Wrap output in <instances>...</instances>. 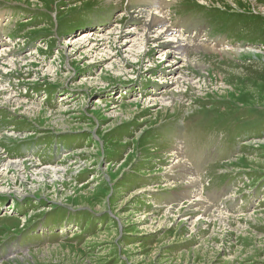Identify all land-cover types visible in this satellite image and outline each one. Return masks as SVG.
Returning a JSON list of instances; mask_svg holds the SVG:
<instances>
[{
	"label": "rangeland",
	"instance_id": "obj_1",
	"mask_svg": "<svg viewBox=\"0 0 264 264\" xmlns=\"http://www.w3.org/2000/svg\"><path fill=\"white\" fill-rule=\"evenodd\" d=\"M0 28V89L42 111L0 101V171L35 165L0 177V264H264V0H0ZM193 201L237 223L164 216Z\"/></svg>",
	"mask_w": 264,
	"mask_h": 264
},
{
	"label": "bare ground",
	"instance_id": "obj_2",
	"mask_svg": "<svg viewBox=\"0 0 264 264\" xmlns=\"http://www.w3.org/2000/svg\"><path fill=\"white\" fill-rule=\"evenodd\" d=\"M156 2V1H155ZM152 4V3H151ZM166 4V3H165ZM163 9V8H162ZM160 10V9H159ZM144 11V10H143ZM145 12V11H144ZM161 12V11H160ZM142 14V13H141ZM148 14V13H147ZM148 16V15H147ZM144 21V20H143ZM144 24V23H143ZM151 24H153V23H151ZM146 25V24H145ZM153 27V26H152ZM147 28V27H146ZM160 28V27H159ZM149 29V28H148ZM157 29H158V27H157ZM172 29V28H171ZM143 30V29H142ZM150 30V29H149ZM148 30V31H149ZM164 31V32H163ZM163 31H156V33H153V31L151 30V31H149L148 33H149V35H146V34H144L142 37H140V39H138V37L136 36H134V38L132 37L131 39H127V40H129V41H126V45H124L123 46V48L125 49V48H128L127 49V51H129V53L131 54H133V55H136L139 51H140V49H142V48H151V45L150 46H148L149 45V43L148 42H151L152 44H155V45H157L155 42L157 41V38H159V39H168L167 40V44H169V45H172V44H176V43H178V42H176L177 41V39L175 38V36L173 35V36H171L172 34H171V31L168 29V30H165V28L163 29ZM178 33H180V32H178ZM176 34V33H175ZM152 35H154V36H152ZM183 35V34H182ZM93 36V35H92ZM177 37H180V36H177ZM116 39V38H115ZM88 40V42L90 43V42H92V41H90L89 39H87ZM126 40V39H125ZM188 40V39H187ZM190 40V39H189ZM192 40V39H191ZM94 41V40H93ZM104 42V41H103ZM184 42V41H183ZM185 42H186V40H185ZM208 42V41H207ZM159 43V42H158ZM187 43H189V42H187ZM194 43V42H193ZM104 44V43H103ZM190 44V43H189ZM93 45V44H92ZM98 45V44H97ZM109 45V44H108ZM219 45V44H218ZM144 46H146V47H144ZM167 46V45H166ZM180 46V45H179ZM183 46H184V44H183ZM96 47V46H95ZM109 47V46H108ZM156 47H159V45H157ZM203 47V46H202ZM100 48V47H99ZM106 48V47H105ZM172 49V48H171ZM203 49H205V48H203ZM210 50V49H209ZM187 53V52H186ZM121 54V53H120ZM129 54V55H130ZM126 55V54H125ZM145 55H148L147 53H145ZM226 55H228V57H240V55H242V54H237V53H226ZM105 56H108V55H105ZM122 57V56H121ZM131 57V56H130ZM134 57V56H133ZM187 57V56H186ZM126 58V57H125ZM140 58H141V55L140 56H138L137 57V60H140ZM223 58L225 59V57L223 56ZM108 59H112V58H108ZM134 59H136V58H134ZM176 60V59H175ZM119 62V61H118ZM113 66V65H112ZM112 66H111V68H112ZM171 66V65H170ZM174 66V65H173ZM172 66V67H173ZM158 67V66H157ZM168 67V66H167ZM160 68V67H159ZM122 72V71H121ZM124 72V71H123ZM174 85V84H173ZM4 87V86H3ZM2 88V87H1ZM3 89V88H2ZM174 90V89H173ZM176 90V89H175ZM177 93V92H176ZM176 93H174V92H170V94L168 95V97L166 98V99H161L160 100V102L162 103V105H163V107L164 108H162V110L163 111H165V110H167L166 108H168L170 105H174L175 104V102L177 101V98H176V96H177V94ZM10 96V95H9ZM165 96H163V98H164ZM0 101L2 102V101H4L5 102V104H7V105H10V106H12V107H15V108H17V107H19V108H21V109H25V108H27L26 109V111H25V114L26 113H30V114H35L36 115V112L39 114V116H40V112L39 111H41V110H39V108L36 106V105H32V106H27V105H24V104H22V102H20L19 100H17V99H13L12 97L10 98V97H8V94H6V93H4V89L3 90H1L0 89ZM133 105H135V106H138L139 104H138V102H133V103H131V104H128V107H126L127 109L128 108H130L131 106H133ZM122 110H124V109H122ZM121 110V111H122ZM24 112V111H23ZM42 112V111H41ZM44 112V111H43ZM124 112V111H123ZM45 113V112H44ZM46 114V113H45ZM112 115H114L113 113H111ZM24 115V114H23ZM55 114H50V117H53ZM49 116V115H48ZM58 117H56L55 119H57ZM58 119H60V117L58 118ZM8 136V135H7ZM258 142V141H257ZM33 149V148H32ZM87 152V151H86ZM86 152H84V153H86ZM53 153V152H52ZM29 154V153H28ZM64 155H66V154H64ZM73 155V154H72ZM72 155H69V156H65V157H63V158H65L66 159V157L68 158V157H70V156H72ZM7 158V157H6ZM11 160V159H10ZM19 160V159H18ZM31 160V159H30ZM33 160V159H32ZM3 159L2 160H0V170L2 169V167L4 166L3 165ZM15 161V160H14ZM5 162V161H4ZM37 162V161H36ZM50 162V161H49ZM66 162V161H65ZM38 163V162H37ZM76 164H77V162H76ZM6 168L5 169H3L2 170V172L0 171V177L2 176V174H5L7 171H11L12 173H14V174H16L17 172H20V171H26V172H30V170L31 169H33V168H35V165L33 164V162H31L30 164L28 163V162H22V161H15V162H12L11 161V163L9 164H6ZM40 166V165H39ZM48 166V165H47ZM53 166V165H52ZM176 166V165H175ZM5 167V166H4ZM51 166H49V167H45L44 169H42V170H39L38 171V173H37V175L36 176H41V177H43V178H45V176H59L60 175V177H62V176H65L66 174H68L66 171H62V170H58V169H55V168H50ZM55 167V166H54ZM59 167V166H58ZM82 167V166H81ZM86 166L84 165V167L83 168H85ZM57 168V167H56ZM59 168H61V167H59ZM182 169V168H181ZM64 173H66V174H64ZM31 174V173H30ZM184 176V175H183ZM189 176V175H188ZM38 177V178H39ZM169 177V176H168ZM179 177H181V176H179ZM42 178V179H43ZM1 181V180H0ZM182 181V180H181ZM5 182V181H4ZM54 183H55V180H54ZM24 191H25V189H24ZM26 196V195H25ZM25 196H23V197H25ZM225 197V196H224ZM13 205V204H12ZM190 206H187L185 209H184V212L183 211H181V210H179V211H176V212H174V211H167V212H164V216H169V214H173V216H175L176 217V215H178V214H183V215H185V217H188V215H192V214H194L195 212H197L198 213V216L199 217H201V216H203V215H205V214H208V218H207V223H212L213 222V224L214 225H219L221 228H226V227H230V228H233L232 227V224H235V223H237V220H234V219H232V218H228V217H226V216H224L223 214H209L208 213V211H210V210H208V211H205L204 209H203V207H201V205L198 203V202H196V201H193V202H191L190 204H189ZM203 205H204V203H203ZM205 207V206H204ZM206 209V208H205ZM173 212V213H172ZM215 213V212H214ZM160 221V220H159ZM200 223V222H199ZM169 224V223H168ZM199 226H200V224H199ZM201 227V226H200ZM199 227V228H200ZM229 228V229H230ZM235 228V227H234ZM192 231L193 232H196V230L195 229H192Z\"/></svg>",
	"mask_w": 264,
	"mask_h": 264
},
{
	"label": "built area",
	"instance_id": "obj_3",
	"mask_svg": "<svg viewBox=\"0 0 264 264\" xmlns=\"http://www.w3.org/2000/svg\"><path fill=\"white\" fill-rule=\"evenodd\" d=\"M7 41H8V39H7ZM7 41H5V42L8 43ZM6 48H8V47H6ZM3 50H4V48L0 50V53H1V54L4 53ZM1 56H2V55H1ZM262 139H264V138H262ZM255 142H256V141H252V142H249V143L252 144V143H255Z\"/></svg>",
	"mask_w": 264,
	"mask_h": 264
}]
</instances>
